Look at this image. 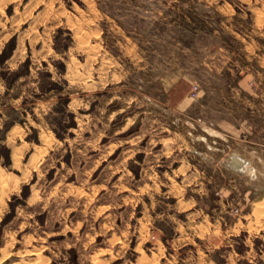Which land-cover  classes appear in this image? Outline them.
<instances>
[{
    "label": "rangeland",
    "instance_id": "1",
    "mask_svg": "<svg viewBox=\"0 0 264 264\" xmlns=\"http://www.w3.org/2000/svg\"><path fill=\"white\" fill-rule=\"evenodd\" d=\"M203 1L0 0L8 31L0 53L8 56L0 59V163L14 177L0 178V264H264L259 198L245 200L243 181L224 180L184 149L162 157L156 143L190 133L187 122L197 115L236 126L258 120L244 131L264 134V69L241 55V75H211L219 68L207 58L217 46L214 30L242 50L223 32L229 18ZM232 2L241 12L228 23L255 35L254 13ZM242 75L254 91L234 90ZM179 83L191 86L190 98L195 86L209 90L205 107L171 111L169 89ZM223 84L231 87L220 90ZM15 122L32 124L26 139L42 144L45 156L7 161L3 141ZM182 162L197 165L202 183L185 185ZM26 163L36 171L24 172Z\"/></svg>",
    "mask_w": 264,
    "mask_h": 264
},
{
    "label": "crops",
    "instance_id": "2",
    "mask_svg": "<svg viewBox=\"0 0 264 264\" xmlns=\"http://www.w3.org/2000/svg\"><path fill=\"white\" fill-rule=\"evenodd\" d=\"M204 1L207 2L209 8L216 7L217 10H215L220 13L222 12L224 18H229L221 22V27H223L224 30L223 32L230 35L232 34L239 42L242 50L241 52H238L236 49L229 47L228 44L222 42L220 31L214 30L212 32V36L214 44L217 42V46H212V48L209 49L207 58L216 59L219 68L209 70L211 75L221 78L228 71L238 74L240 73L241 75V72H243L245 68L238 67V69H236L237 65L235 63L236 59L241 55H243L246 59L248 58L257 61V63L260 64L259 67L264 69V0H239L242 3H245L244 7L248 11L254 13L253 22L250 26L255 29L256 33L253 31L255 35H252L249 32V34H244L236 26L234 27L233 24L228 23L231 18L233 19L236 14L241 12L237 9V5L232 2V0H223L218 6L215 5L217 0ZM7 38L8 31H6L4 27L0 26V53L5 46ZM15 56L16 55L13 54V56L8 60L7 64H9V66L14 65ZM251 84L252 83L250 81L248 82V80L242 75L234 90H238L241 93L250 90L254 91L256 87H252ZM1 86L0 82V87ZM218 86L220 90H225V88L231 87L225 84ZM190 92L191 86L185 89L182 83L171 86L169 89V109L174 113L185 115V113L189 111L193 112L197 108L200 109L203 108V106L205 107L202 98L206 92H209V90L201 88L196 94L197 98H190ZM254 101L255 103H259L258 98H254ZM241 104H243L246 108H253L251 105H247V103L244 104V101H242ZM257 111L260 113V108H258ZM257 116H259L258 118L260 119V115ZM228 119L229 118L225 117L212 120L209 117L206 118L200 115L192 116L187 122L191 125L190 133L186 134L176 132L174 133V136L171 135L166 138L157 139L156 143L161 145V149L163 150V153L161 154L162 157L166 156L169 158L170 155H164L169 151H171L170 153L175 157L176 152L178 151L177 148L184 149L186 153L198 157L204 163L213 168L215 172H219L224 180L236 177L241 181V183L243 181L245 187L242 188L241 186L240 193H243L245 200H248V198H259L256 202V215L257 217L262 216L264 218V134L259 131H255L254 128L249 132L244 131V126L247 125L249 121L246 118L239 119V126L232 124V121ZM5 120V116H0V127H2ZM254 123L257 124L259 121L257 120ZM254 123L252 124L254 125ZM249 125L250 126H245L246 130H248V128L252 129L253 125ZM31 126V123L25 125L17 124V122H15L6 132L3 143L11 150V165L13 166H16L19 162V157H22L27 153H30L31 155L29 157V159H31L30 163H32L35 156L46 155L45 153L40 154L39 148L44 147L42 144H36L33 140L28 138L26 139ZM198 128H200L201 131L196 130ZM255 128L257 130L258 127L256 126ZM165 129L171 130V128L168 127ZM40 134L42 135L41 130ZM181 138L184 139L183 143L179 142ZM231 142L234 145L233 147L230 145ZM200 145H202L203 150H200ZM148 147L149 149H144V152H146L147 156L153 155V151L151 149L154 145ZM104 160L105 159H103V161ZM22 166L23 167L21 168L24 172L26 169L31 172L36 171L35 168L28 167V163ZM179 171L185 174L187 173L186 186L189 187L193 184L198 186L202 183L198 177H196L197 175L195 174V171H197V165L194 163L184 164L182 162L179 167ZM189 172L191 173L188 174ZM1 177L14 180L11 172L7 171V166L2 163H0V178ZM176 195H178V193ZM177 197H179L177 200V207H179L183 203L181 200L183 197L182 191H180V194ZM184 203L195 204L196 202L192 199H187ZM240 255L243 256V253L240 252ZM216 264L218 263L216 262Z\"/></svg>",
    "mask_w": 264,
    "mask_h": 264
},
{
    "label": "trees",
    "instance_id": "3",
    "mask_svg": "<svg viewBox=\"0 0 264 264\" xmlns=\"http://www.w3.org/2000/svg\"><path fill=\"white\" fill-rule=\"evenodd\" d=\"M8 58V56H5L4 54L0 56V59H3V60H6ZM58 137L61 138V139H64V136H62L60 133H57ZM8 156H7V161H11L10 160V152H8ZM29 189V188H28ZM25 197H28V195H24Z\"/></svg>",
    "mask_w": 264,
    "mask_h": 264
},
{
    "label": "built area",
    "instance_id": "4",
    "mask_svg": "<svg viewBox=\"0 0 264 264\" xmlns=\"http://www.w3.org/2000/svg\"><path fill=\"white\" fill-rule=\"evenodd\" d=\"M198 89H199L198 86H195V87H194V92H193V95H194V96L196 95L195 93L197 92Z\"/></svg>",
    "mask_w": 264,
    "mask_h": 264
},
{
    "label": "bare ground",
    "instance_id": "5",
    "mask_svg": "<svg viewBox=\"0 0 264 264\" xmlns=\"http://www.w3.org/2000/svg\"><path fill=\"white\" fill-rule=\"evenodd\" d=\"M239 164V163H238ZM30 263V262H29ZM34 263V262H33ZM33 263H30V264H33Z\"/></svg>",
    "mask_w": 264,
    "mask_h": 264
}]
</instances>
